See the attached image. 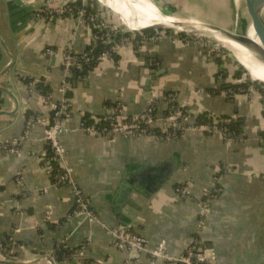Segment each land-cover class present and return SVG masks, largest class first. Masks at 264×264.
Masks as SVG:
<instances>
[{
  "label": "crops",
  "instance_id": "1",
  "mask_svg": "<svg viewBox=\"0 0 264 264\" xmlns=\"http://www.w3.org/2000/svg\"><path fill=\"white\" fill-rule=\"evenodd\" d=\"M44 1L0 0V146L20 142L18 155L0 151V238L12 236L25 245L18 255L0 252V264H58L54 257L63 243L76 253L63 264H126L129 254L117 249L101 224L130 227L151 248L163 242L172 255L183 254L197 238L212 249L215 264H264V93L257 92L253 101L245 94L233 100L212 94L226 82L218 79V59L185 46L172 33L144 48L122 47L113 61H101L87 77L68 80L71 110L61 120L62 163L99 223L80 224L72 217L75 197L59 176L62 183H53L45 129L64 96L67 46L88 50L96 44V29L75 15H38ZM64 3L83 6L104 23L118 22L103 0H54L56 6ZM50 48L55 55L47 54ZM222 57L224 70L235 66L229 55ZM162 70L148 98L145 83ZM39 82L50 89L49 102L37 91ZM165 93L176 94L190 113L189 126L203 111L214 118L243 117L246 140L227 143L218 132L192 129L169 142L80 130L86 115L104 119L120 108L135 116L153 100L162 115L168 106ZM30 118L36 123L27 128ZM164 170L170 172L168 179L150 197L133 189L143 174L155 177ZM179 185L186 186L188 198L176 193ZM215 188L219 193L201 222L203 199ZM132 255L141 264L151 263L148 254Z\"/></svg>",
  "mask_w": 264,
  "mask_h": 264
},
{
  "label": "built area",
  "instance_id": "2",
  "mask_svg": "<svg viewBox=\"0 0 264 264\" xmlns=\"http://www.w3.org/2000/svg\"><path fill=\"white\" fill-rule=\"evenodd\" d=\"M44 3L45 4L43 9L38 11V15H42V17L44 18L46 16H57L59 18H62L75 15L80 23L84 20H88L87 22H89V24L94 25V28L96 29V33L94 34V42H100L103 45L107 46V50L100 55L98 59L99 62L104 60L113 61L114 56L118 54L122 47L128 45L130 47L136 46L139 49L144 48L148 44L156 43L161 38H164L167 34L164 31L156 32L155 35L145 34L144 32L139 34H122L115 27L110 26V24L99 21L97 16L92 13H88L86 8H84L83 6L76 7L73 5H69L68 3H64L61 6H56L54 4V0H45ZM86 27L88 28V26ZM178 38L185 46H194L195 44H197L195 40L190 38L182 39L180 36H178ZM46 52L50 56L56 54V51L52 48L47 49ZM92 58L93 55L91 49L83 52H76L73 49L72 44L67 46L62 59L64 67L62 94L64 96L60 103L54 105L52 111L54 113L51 118V124L45 129L46 142L50 143L53 150V156L52 158H50V161H56V159H59L61 163L62 169L64 171L62 176L60 177V180L64 184H66L74 194L75 206L72 212V217L79 219L80 224H84L86 222L95 224L99 223V220L91 210L89 201L84 192L74 181L71 171L64 166V163H62L64 150L60 142V135L64 130L61 124V120L68 116L71 110L70 101L66 97V93L69 88L68 79L70 77V74L73 69H80L82 62L88 63ZM218 79L220 80V82H225L222 73L218 75ZM254 90V87H248L247 89H240L237 94H245L247 98L252 101L250 95L255 94ZM221 93H223L226 97L237 95L234 94L231 90H224ZM165 101L167 102L168 106L167 110H165L162 115L158 114L156 101L153 100L152 102H150L152 106H150L147 110H145V112H142L139 115H135L131 118H127L123 115H111L108 118H104V120H108L110 122L109 126L104 127L98 126V124L103 121V119L100 118H96L95 124L92 125H88L84 120H82L80 123V130L86 134L94 136L108 137L114 135H123L126 137H135L148 135L153 137L154 139H158V137H161V135L156 134V132L154 131V127H157L159 123L162 130L161 133L163 134V136L170 140H179V135L183 136L188 129H192L201 130L210 134L218 132L223 136L224 141H226L227 143H233V141L229 138L228 130L225 127H218L216 125L213 127H200L196 124L191 126L187 125L185 123V120L189 116H186L188 112L184 110V107L180 106L176 94L170 93ZM176 105L179 106L178 109H176ZM118 109V111L122 113L120 108ZM35 123L36 118H30L27 128H30ZM19 147L20 142L17 141L13 142L10 146H4L0 151L9 155H18ZM176 193L181 198H188L186 186L176 187ZM218 193L219 189H212V191L209 192L203 199L200 214L201 222L206 218V215L210 208V201L212 200V198L216 197ZM101 225L111 236V238L113 239V243L115 244L117 249L121 252L129 254V257L125 260L126 264H141L139 259L132 255L136 252L140 254H148L151 260L150 264H157V262L160 261H162L163 264H215L214 256L210 252L212 249L208 246H202L197 238H194L190 246H188L183 254L172 255L166 250L165 244L163 242L158 244L156 247L151 248L147 239L134 232L130 227L115 229L109 228L104 224ZM75 255L76 253L73 254V256Z\"/></svg>",
  "mask_w": 264,
  "mask_h": 264
},
{
  "label": "rangeland",
  "instance_id": "3",
  "mask_svg": "<svg viewBox=\"0 0 264 264\" xmlns=\"http://www.w3.org/2000/svg\"><path fill=\"white\" fill-rule=\"evenodd\" d=\"M103 1H105L104 3L108 6L106 0ZM150 1L154 5V7L159 11H161L165 16L179 19L188 24L189 23L193 24L194 26L195 24L197 25L201 24L211 27L223 28L230 32L239 33V34L247 33L249 35H253L257 40V42L260 44L259 40L255 35V32L259 35L260 33L255 25V20L253 15L251 14V12H248V9L246 10L245 0H150ZM156 5L159 8H157ZM107 10L110 11V9ZM115 13L120 15L117 11ZM122 22L126 27L122 25L119 21L110 26L115 27L122 34L142 33V32H132L129 30L135 31V30H141L143 28L129 27L127 25V22L126 23L124 21ZM160 30H164V29L149 30V31L160 32ZM166 31H170L173 35L176 34L177 36H181L182 39L190 38L195 40L197 44H195L194 46H197L205 51L211 52L215 56V58L220 60L222 63L224 62L222 55L224 53L229 55V58L233 61L235 65V66H233V64L231 65V70L234 71L231 74L235 73V70H237L238 66H242L240 63H238V60L230 51V49L226 45L219 42L220 35L218 34H217L218 36L216 37L217 40H215V39L203 37L198 34L187 33V32L185 33L174 29H166ZM127 47L129 46L127 45ZM243 69L245 70V72L243 73L242 79L240 81L235 80V83L243 82L246 78H248L250 83L249 88L254 87V89L256 90V91L254 90L255 92L254 95H250L251 100L253 101L254 97H256L257 95V92H259L257 88L258 86L257 84L260 83L263 84V88H264V83L253 79L249 74V72L244 67Z\"/></svg>",
  "mask_w": 264,
  "mask_h": 264
},
{
  "label": "trees",
  "instance_id": "4",
  "mask_svg": "<svg viewBox=\"0 0 264 264\" xmlns=\"http://www.w3.org/2000/svg\"><path fill=\"white\" fill-rule=\"evenodd\" d=\"M147 34H151V35H155L156 32L153 31H148L146 32ZM167 34H171L170 31L166 32ZM181 37V36H180ZM92 50V55L93 58L88 62V63H81L80 69H73L70 77H69V81L71 79H73L74 76H76L78 79L79 78H83V77H87L91 72H93L99 65V57L102 53H104L107 50V46L103 45L102 43L98 42L96 43L93 47L89 48ZM220 68H221V72L223 74V79L226 80L225 84H220V86L211 89L209 92H211L212 94H221L222 91L224 90H231L234 94H237L239 92L240 89H247L249 87V79L246 78L243 82H237L236 81H240L242 79L243 73L245 72V70L243 69L242 66H238L237 70L232 71L230 68L228 69H223L222 66V62L220 60H218ZM232 71V72H231ZM257 88L259 90L260 93H264V88H263V84H257ZM35 87L37 89V91L42 95V97L45 99L46 102H49L51 99V94H50V89L48 88V86H46L43 82H39L37 84H35ZM170 93H165L163 94V98L164 100L167 99V96ZM70 94L69 92L66 94V97L68 99H70ZM229 99L233 100V95L228 97ZM151 105V103H149V105L147 106V108L145 110H147ZM179 106L176 105V109H178ZM183 110V109H182ZM186 110V109H184ZM145 112V111H144ZM54 112H52L53 115ZM190 114V113H189ZM189 114H187L186 116H188ZM112 115L114 116H126L127 118H131L133 116H127L125 112L120 113L119 111H114L112 113ZM84 121L86 122V124L88 125H92L95 124V118L92 117L91 115H86L84 118ZM110 122L108 120H104L98 124V126L100 127H104V126H109ZM196 125L200 126V127H213V126H218V127H225L228 130V135L229 138L237 143V142H241L246 140V135H245V127H246V120L243 117H238L235 119H232L230 117H220V118H214L213 115L210 112L207 111H203L199 117L196 120ZM154 131L156 132V134L161 135V137H158V139H156L159 142H169V141H174L176 139L170 140L168 138H166L165 136H163V134L161 133L162 130L159 127H154ZM182 137V135H179L180 139ZM48 150H47V154L46 157L49 159V166L52 169V178H53V183H57V184H61L60 180H57V177L62 176L63 174V169L61 166V163L59 161V159H56V161H50V158H52L53 156V150L52 147L50 145V143H48ZM3 148L0 146V150H2ZM44 162V161H43ZM57 176V177H56ZM179 187H184L182 185H179ZM0 252H6L9 255H18L19 250L24 247L25 245L21 242H17L13 239V237H6L4 239L0 238ZM74 252L70 249H68L66 247V245L63 243L59 248H57V252L55 254V261L58 264H63L66 261H69L71 259V256H73Z\"/></svg>",
  "mask_w": 264,
  "mask_h": 264
},
{
  "label": "bare ground",
  "instance_id": "5",
  "mask_svg": "<svg viewBox=\"0 0 264 264\" xmlns=\"http://www.w3.org/2000/svg\"><path fill=\"white\" fill-rule=\"evenodd\" d=\"M106 3L108 7L120 14L122 21L127 22L129 27L147 28L164 25L174 28L177 23L183 22L173 17L164 16L161 11L154 7L150 0H106ZM248 3L255 25L260 35H262L260 22L264 23V4L260 0H248ZM247 35L259 44L253 35ZM219 42L230 49L238 62L249 72L253 79L264 82V63L262 62L261 54L221 35Z\"/></svg>",
  "mask_w": 264,
  "mask_h": 264
},
{
  "label": "water",
  "instance_id": "6",
  "mask_svg": "<svg viewBox=\"0 0 264 264\" xmlns=\"http://www.w3.org/2000/svg\"><path fill=\"white\" fill-rule=\"evenodd\" d=\"M260 1L264 4V0H260ZM245 5H246V10H247L249 7L248 0H245ZM109 9L115 14L118 21L122 25H124L122 20H121L120 15L115 13L111 8H109ZM175 26L176 27L173 28V27H168V26H164V25H157V26H150V27L143 28L141 30H135V31L129 30L128 28L127 29L129 31H132V32H144V31L159 30V29H164V30L174 29V30H178L181 32H185V33L187 32V33L198 34V35H201L203 37L215 39V40H217L216 37L218 36L217 34H219V35L227 37L230 40H233V41H235V42H237L243 46L250 48L251 50H253L256 53L261 54V59H262V62L264 63V23L263 22H260L262 35H259L255 32V35H256L257 39L259 40L260 44H257L254 40L249 38L247 33L246 34H239V33L230 32V31L225 30L223 28L211 27V26L201 25V24H198V25L195 24V26H194L193 24H190V23L188 24L186 22L177 23ZM164 72H165V70L153 72L152 76L146 81L145 88H146L148 98L150 97V94H151V82L155 81ZM262 83H264V82H262ZM164 169H166V167ZM169 174H170V172H166L165 170L163 171L162 175L155 176V177H153V176L148 177V175L143 174L141 176L140 180H138V182L136 184V188H133V189L139 193L145 194L146 197L148 198L154 193V189L158 187L157 184L162 185L166 182V179H168Z\"/></svg>",
  "mask_w": 264,
  "mask_h": 264
}]
</instances>
